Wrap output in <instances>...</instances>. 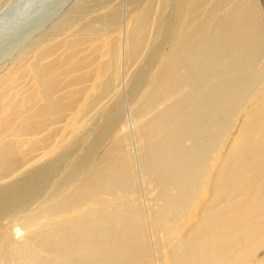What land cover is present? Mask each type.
<instances>
[{"label": "bare ground", "instance_id": "obj_1", "mask_svg": "<svg viewBox=\"0 0 264 264\" xmlns=\"http://www.w3.org/2000/svg\"><path fill=\"white\" fill-rule=\"evenodd\" d=\"M38 1L23 13L51 0ZM261 3L135 0L125 23L113 4L83 23L60 8L53 29L0 64V264H264ZM17 13L0 38L23 24ZM145 62L156 66L132 135L68 163L97 109L112 105L116 120ZM41 188L52 195L29 208Z\"/></svg>", "mask_w": 264, "mask_h": 264}, {"label": "rangeland", "instance_id": "obj_2", "mask_svg": "<svg viewBox=\"0 0 264 264\" xmlns=\"http://www.w3.org/2000/svg\"><path fill=\"white\" fill-rule=\"evenodd\" d=\"M35 1H38V0H0V24L1 23L5 24L6 23L5 21H8L9 18L11 19L15 14H18L17 11L23 13V10L25 11V7H28L29 4L33 5L34 3H36ZM40 1L41 0H39L38 2H40ZM75 1L77 2V4L79 6L77 4H75ZM102 1H103V4H102ZM133 1H135V0H126V1L125 0H101V1L100 0H51V1L46 2L44 4L45 6L43 5L44 8L42 7L41 11H40V8L38 9L37 6H34L32 9L33 11L31 10L30 14L28 13L30 16H28V14L23 13V14L27 15V17H25L26 18L25 21L22 22L23 24L20 25L19 28H17L18 30L16 29L14 32L11 31V33H9L10 36L9 35L1 36V38H0V40H1L0 41V64H2L4 61L8 60L14 54L22 51L23 48L26 47V45L28 46L29 44L33 43V41L40 38V36L41 37L45 36L46 34L43 35L44 32H46L48 29H53L56 26L55 25V26L51 27L52 23L54 24V22L59 18L58 17L57 19L53 20L55 18L54 16L60 14L62 11H63V13L68 9L71 12L74 11L73 16H74L75 12H80L81 15H80V22L79 23H83L84 21L90 20L92 18L91 15L93 17H95V15L98 14L97 12H99L101 9H103L106 6H110L113 4L114 6L118 7L121 23H125L129 17L130 3ZM31 2H33V4H31ZM48 3H51V4H48ZM27 4H28V6H27ZM47 5H50L49 6L50 9ZM60 8L62 9L61 11H60ZM261 8H262V10H264L262 3H261ZM46 10H47V12H46ZM37 11H38V14H36ZM59 11H60V13H57ZM84 12L86 13V16H85ZM69 13L70 12H68V14ZM31 14H32V16L34 15V19L36 18V20L31 21V17H32ZM82 14H83V16H82ZM88 14H90V15H88ZM48 19H50V20H48ZM82 19L84 21H82ZM86 19H88V20H86ZM46 23H48V24H46ZM99 24H101V23L98 22L97 26H100ZM12 28H10V29H12ZM59 30H60V28L56 29L55 32H59ZM39 31L41 34L39 33ZM153 31H155V29H153ZM166 37H164L165 40L161 42L162 52H165L170 46V39H169V37H167V38ZM48 38L53 39L52 36H49ZM31 39L33 41H31ZM30 41H31V43H30ZM157 44H159V43L152 39L149 41L148 46L150 48H152V47L156 46ZM155 66H156V63H154V62L137 63L136 65H134L133 69H131L132 70V74H131L132 77H134L136 75V73L139 69H142L143 72L146 73L145 76L142 77V79L137 80L138 87L136 88L135 93L134 92L133 93L131 92L130 94L127 93V95L124 97V100H127V101L122 100L121 102L115 103L113 110L116 113V117H115L116 120H114V119L111 120L110 119L111 116L104 115L105 111H106V114H108L107 110L112 105L108 106L109 105L108 104V105H105L104 107L101 106L99 109L96 108L98 110L97 111V117L95 118L94 123H93L94 128H95L94 130H96L95 131L96 133L95 132L92 133L90 131L92 129V126L90 125L91 127H89V130L87 131V133H85V135L81 139L82 142L78 143L75 147H73L71 149V153L69 155L68 163H70V161H72V159L78 160L79 155L81 157L84 154H87L92 145L93 146L97 145L95 148L96 150H95L94 155H95V158L98 160L103 155L104 150L109 146L108 144L112 143V141L114 139L113 135L115 136L114 133L117 131L118 132L119 131L124 132V133L123 132L121 133V136L125 133L132 135L133 121L130 119L131 118L130 116L132 114L131 113L132 112L131 111L132 104L136 102L139 94H141L145 90L144 87H146V85H147L146 83L149 79V76L154 71ZM122 71H123V69H122ZM148 73L150 75H148ZM138 75H139V73L137 74V76ZM140 82H142L143 84ZM127 109L130 111H128ZM102 110H104V111H102ZM236 126H237V122H236L235 128H236ZM235 128H233L232 130H234ZM90 132H91V134H90ZM94 134H95V136H94ZM233 138L234 137H232L230 142L228 143V145L226 147V151L229 149V146L231 145ZM98 140H99V142H98ZM85 141H86V143H85ZM131 143L132 144H130V145L127 144L126 146H127V149L129 150V152L133 154V152L135 150L133 140ZM223 149H225V147H223ZM75 156H77V157L75 158ZM66 162H67V160H66ZM64 163H65V161L63 163H61L62 165L59 164L57 166L56 171L52 172L49 175V178H51V179L50 180L48 179L49 181H47V185H46L48 188L45 186L46 189H49V185H51V181L53 182V179L55 177H57V175H59L58 179L60 178V174H61L62 170L67 165H69L67 163H65V164ZM60 169H61V172L59 171ZM83 170H84V168L81 170V172L79 174L81 176L77 175L78 176V178L76 177L77 179L82 178L81 173L83 172ZM53 173H54V175H53ZM51 175H52V177L54 176V178H52ZM1 186H2V184H0V187ZM46 189H45L46 192H43L44 190L42 191V188L40 189V195L37 197L39 199H37L35 197L36 199L34 198L33 200L31 199L27 202L29 208H35L36 206H38L39 203H41V201H42V200H40V199H42V196H43V198L45 196L47 197V194H49L50 189H49V191ZM41 191L44 193V195H42ZM47 191H48V193H47ZM52 192L53 191L51 190V193ZM45 193H46V195H45ZM51 193L48 195V197L52 195Z\"/></svg>", "mask_w": 264, "mask_h": 264}, {"label": "water", "instance_id": "obj_3", "mask_svg": "<svg viewBox=\"0 0 264 264\" xmlns=\"http://www.w3.org/2000/svg\"><path fill=\"white\" fill-rule=\"evenodd\" d=\"M263 4H264V0H263Z\"/></svg>", "mask_w": 264, "mask_h": 264}]
</instances>
